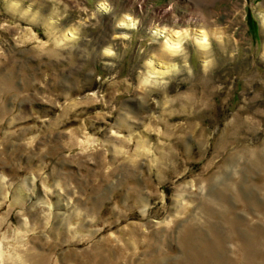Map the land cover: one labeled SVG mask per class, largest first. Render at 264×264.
Wrapping results in <instances>:
<instances>
[{
	"label": "rangeland",
	"instance_id": "obj_1",
	"mask_svg": "<svg viewBox=\"0 0 264 264\" xmlns=\"http://www.w3.org/2000/svg\"><path fill=\"white\" fill-rule=\"evenodd\" d=\"M0 264H264V0H0Z\"/></svg>",
	"mask_w": 264,
	"mask_h": 264
},
{
	"label": "bare ground",
	"instance_id": "obj_2",
	"mask_svg": "<svg viewBox=\"0 0 264 264\" xmlns=\"http://www.w3.org/2000/svg\"><path fill=\"white\" fill-rule=\"evenodd\" d=\"M135 24L136 23L133 22L132 19H125L123 21V25L128 26V27L134 26ZM201 33L202 35H200L199 37L201 42L199 44H201V46H204V45L206 46L207 44L206 42L208 39L206 36L207 34L204 31H201ZM185 35H187V33L184 31H180V30L172 31L170 39L167 40L168 48L173 52H177V50L181 46V41L185 37Z\"/></svg>",
	"mask_w": 264,
	"mask_h": 264
},
{
	"label": "clouds",
	"instance_id": "obj_3",
	"mask_svg": "<svg viewBox=\"0 0 264 264\" xmlns=\"http://www.w3.org/2000/svg\"><path fill=\"white\" fill-rule=\"evenodd\" d=\"M129 19H131V17H129Z\"/></svg>",
	"mask_w": 264,
	"mask_h": 264
}]
</instances>
